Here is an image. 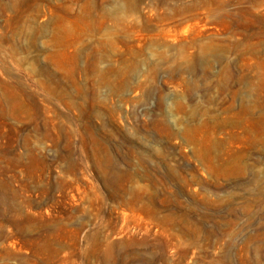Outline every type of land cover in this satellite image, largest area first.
<instances>
[{
	"label": "rangeland",
	"instance_id": "374dc122",
	"mask_svg": "<svg viewBox=\"0 0 264 264\" xmlns=\"http://www.w3.org/2000/svg\"><path fill=\"white\" fill-rule=\"evenodd\" d=\"M0 264H264V0H0Z\"/></svg>",
	"mask_w": 264,
	"mask_h": 264
}]
</instances>
